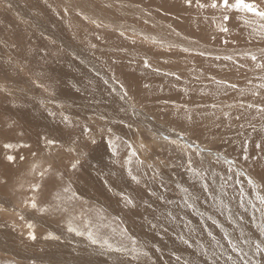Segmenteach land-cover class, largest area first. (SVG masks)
<instances>
[{"label": "rangeland", "instance_id": "374dc122", "mask_svg": "<svg viewBox=\"0 0 264 264\" xmlns=\"http://www.w3.org/2000/svg\"><path fill=\"white\" fill-rule=\"evenodd\" d=\"M213 2L218 6L213 8ZM235 2L230 0L225 10L219 6L220 0H0V114L10 120L6 124L13 132L11 141L0 136V195L7 192L0 202L5 204L9 198L10 207L16 206L13 214L18 216L13 221L18 224L13 225H24V221L26 228L30 225L31 235H37L30 242L39 252L50 251V263L264 264V251L256 248L259 244L264 249V218L259 219L264 216V180L252 170L257 169L255 145L264 140V20L246 9H236ZM243 2L264 11V0ZM133 68L154 84L151 97L136 95L130 86V82L141 85L124 73ZM4 130L0 133L8 132ZM38 143L39 157L34 150ZM5 148L15 154L6 155ZM27 150L31 157L25 154ZM17 151H24V171H17L6 159L17 160ZM129 162L144 174L143 182L136 179L133 168L126 167ZM8 170L13 172L8 175ZM51 172L61 178L54 189H69L75 196L72 206L91 202L99 209L97 205H103L113 218L116 210H128L126 200L133 202L131 198L145 193L139 207L149 217L136 221L139 235L134 240L139 245L135 244V251L124 254L118 248L102 250L92 244L93 251L83 253L67 240L75 234L70 231L67 238L50 243L57 231L65 229L58 222L53 227L61 210L54 202L55 219L46 214L52 210L50 205H41L47 211L41 213L36 209L35 193L43 190V177H52ZM150 189L161 192V200L172 199L176 209L184 204L189 209L188 222L149 208L151 197H145ZM224 196L228 204L222 209L220 197ZM187 200L198 205L201 219L205 213H218L219 217L208 219L209 225L205 220V224L193 225L191 213L196 210ZM229 212L247 215L238 214L241 227L250 234L243 243H236L241 233L229 221ZM220 216L225 220L219 221ZM20 219L24 220L21 224ZM2 224L0 239L4 242L27 238L18 228L19 234L13 235ZM179 225L190 235L218 228L224 235L230 229L235 242L232 248L227 242H215L214 253L221 255L213 260L207 250L192 246L195 244L187 236L170 232ZM162 227L169 232L150 235ZM231 249L233 253H228ZM249 258L250 262H243ZM25 260L18 259L19 264H33ZM39 262L50 264L47 260L35 264Z\"/></svg>", "mask_w": 264, "mask_h": 264}, {"label": "bare ground", "instance_id": "6f19581e", "mask_svg": "<svg viewBox=\"0 0 264 264\" xmlns=\"http://www.w3.org/2000/svg\"><path fill=\"white\" fill-rule=\"evenodd\" d=\"M50 13H51V11H50ZM53 13V12H52ZM124 73L125 74H127V75H130V76H132V77H135L137 80H139L140 82H141V85H137V84H134V83H132V82H130V86L135 90L134 92L136 93V95H139V96H141V97H151V92H152V88H153V86H154V84H152L151 83V81L149 80V78L147 77V76H145V75H142V74H140V73H138V70L136 69V68H133V70L132 71H129L128 69L126 70L125 69V71H124ZM32 77H34V78H36L35 76H33V75H31ZM146 79V80H145ZM0 80H2L1 78H0ZM189 80V79H188ZM186 81V82H189V81ZM144 81V82H143ZM177 85H179L178 83H176V86ZM155 87V86H154ZM157 88V87H156ZM151 90V91H150ZM155 90V89H154ZM58 93V92H57ZM146 93V94H145ZM0 106H3V101L1 100L0 101ZM9 111V110H8ZM11 113V112H10ZM8 120V118L6 119V117L5 116H3L2 114H0V130L1 129H4L5 128V130L6 129H8L7 131V133H5V132H1L0 133V136L2 137V138H5L7 141H11V140H13V139H11V135H12V131H11V127H8L7 125L8 124H6V121ZM9 122H10V120H8ZM14 122V121H13ZM24 122V121H23ZM8 123V122H7ZM261 123V122H260ZM256 125H258V124H256ZM263 125V124H262ZM11 126V125H10ZM259 126V125H258ZM250 127H252V126H250ZM256 128H259V127H256ZM248 129H250V130H252L251 128H247V130ZM4 130V131H5ZM249 130V131H250ZM253 132V131H252ZM259 132H262V130L260 129V131ZM249 133V132H248ZM255 133V132H254ZM253 133V134H254ZM264 132H262V134H263ZM11 134V135H10ZM242 135V134H241ZM251 135V134H250ZM259 135H261V133L259 134ZM14 136V135H13ZM247 136V135H246ZM263 136H264V134H263ZM262 136V137H263ZM253 137V136H252ZM251 137V138H252ZM264 138V137H263ZM259 139V138H258ZM14 140H16L17 142H21L22 141V139H19V138H16V139H14ZM249 140H251V139H249ZM253 140V139H252ZM2 141V140H1ZM31 141V140H30ZM256 141V140H255ZM136 142V141H135ZM252 142V141H251ZM254 142V141H253ZM257 142V141H256ZM23 143V142H22ZM258 143V142H257ZM19 144V143H18ZM4 145V144H3ZM21 146H22V144H20ZM18 146V145H17ZM255 146H257V149H256V147H255V149H254V155H253V157L255 156V155H257L258 156V160L256 161V170L255 169H252L253 171H254V173H255V175L256 174H258L259 175V177L262 179L261 181H263L264 180V140L262 141V143L260 144V145H255ZM4 147V146H3ZM137 147V146H136ZM1 148V147H0ZM25 148L26 149H28V150H30V147L28 146V148L26 147V145H25ZM198 148V147H197ZM244 148H243V146H242V150H243ZM28 150H27V152H28ZM35 151H37V156L39 157V153H41L42 152V150L40 149V144L38 143V144H36L35 145V149H34ZM198 150V149H197ZM249 150V149H248ZM251 150V149H250ZM8 151V148H5V150L3 151V152H5V154L7 155V154H10V153H12V154H15L14 152H7ZM26 151V150H25ZM240 151V150H239ZM2 153V152H1ZM22 153L24 154V151H22L21 153H18V151H17V155H19V157H18V159L17 160H15L14 159V161H13V163H12V165L11 164H9V166H8V169H10V165L12 166V167H15V169L17 170V171H22V169L23 168H25V167H23V165L25 164V158H23V157H21V155H22ZM30 152H28V153H26L25 152V154L28 156V154H29ZM244 153H245V151H244ZM253 153V152H252ZM24 154V155H25ZM236 154V153H235ZM234 154V155H235ZM248 155V154H247ZM25 157V156H24ZM29 157H31L30 156V154H29ZM28 157V158H29ZM231 157V156H230ZM27 158V160H26V163H28V161H29V159ZM34 158V157H33ZM249 158H250V155H249ZM7 159V158H6ZM241 159V158H240ZM31 160V159H30ZM33 160H35V159H33ZM1 161V160H0ZM8 161V160H7ZM235 161V160H234ZM246 161V160H245ZM9 162V161H8ZM31 162V161H30ZM243 162V161H242ZM246 163V162H245ZM5 164V163H4ZM246 165H248V164H246ZM1 166V165H0ZM3 166V165H2ZM97 166V165H96ZM249 166V165H248ZM32 167V166H31ZM126 167H128L129 168V170H130V168H133V170H134V172H135V176H136V179L138 180V181H140V182H143L144 181V179H145V176H144V174L143 173H140V172H136L135 171V169H134V164H133V162H129L128 163V165H126ZM251 168H253V167H251ZM27 169V168H26ZM30 169V168H29ZM250 169V168H249ZM136 170L137 171H140L139 169H137L136 168ZM244 170V169H243ZM23 171H24V169H23ZM27 171V170H26ZM55 171V170H54ZM6 172V171H5ZM13 171H11V170H8V175H9V173H12ZM68 172L69 173H71V171L70 170H68ZM56 173V172H55ZM16 174V173H15ZM51 174H53L52 172H51ZM17 175V174H16ZM63 175V174H62ZM61 175V176H62ZM131 175H133L132 173H131ZM254 175V174H253ZM7 176V175H6ZM15 176V175H14ZM52 176V175H51ZM8 177V176H7ZM189 177H190V175H189ZM187 178V180L188 179H190V178ZM9 178V177H8ZM186 178V177H185ZM257 178V177H256ZM3 178H1V180H2ZM43 179H44V181H43V184H42V187H43V190L40 192V190H38L39 192L38 193H35V195H37L38 197L36 198V200H35V202L37 203V205H39L38 206V208H36V209H38V211H40L41 213H46L47 211L45 210L44 211V208H42V207H40L41 205H43V206H48V205H50V209H52L51 211H49V213H46L48 216H50V218H51V216H52V219H55V215L53 214V210H54V205H53V203L55 202L56 203V205H57V207L61 210L59 213H58V218H59V220H57V219H55V220H53L54 222H53V227H54V224L55 223H57L58 222V226L60 225V224H62V225H64L65 226V229H63L62 230V228L60 229V231H57V235H55V237H54V240H52V241H50V243H52V244H54L55 242L56 243H58L57 241H58V239H64L65 237L67 238V235L69 234V227H72L73 229H74V231H72L73 233H75V234H71L70 236L71 237H69V238H67V240H69L70 241V243L72 242V243H74V244H76L78 247H80L81 249H83V250H81V252H83V253H86V252H88L89 253V251H93V248L91 247L92 246V244L90 243V241L87 239V234H88V232L89 231H91L95 236H97L98 238H100L101 239V241H103V240H107L108 241V243L111 245V248H118L117 250H119L120 251V253H121V251H122V253L124 252V254H127V253H125V251L127 250H131V252H130V254L132 253V252H134L135 251V249H136V247H135V244L137 245H139V243H136L135 242V237L137 236V235H139V232H136L135 231V224H136V221H137V219L138 218H143V217H149V216H147L146 215V212L145 213H142V212H144L143 210H141L140 209V207H139V203H140V199L141 200H143V196H145V193H144V195H140V196H136L137 198H131V199H133V202L131 203V204H129V203H127V200L124 202V203H126L127 205H129V207H128V210H126V211H123V212H121L119 209L118 210H116V217L115 218H113V216H112V213L111 212H109L108 210H106V209H104L105 207L103 206V205H97V207L99 208V209H96V207L94 206V204L93 203H89L87 206L85 205V204H80V206L77 208V207H74L75 206V204H74V206H72L70 203H72V202H76V199H75V196L73 195H70L71 194V191H70V193H68L69 192V189L67 190V191H63V189H62V191H60V189H59V187H58V189L59 190H55L54 188H56L57 187V185H58V180L59 179H61L60 178V176H58V174H53V176L52 177H50V176H46V174H45V176L43 177ZM192 179H193V177H192ZM227 179H229L228 177H227ZM186 180V181H187ZM191 180V179H190ZM254 180V179H253ZM4 181V180H3ZM8 181H10V179H8ZM62 181V180H61ZM192 181H195L194 179L192 180ZM192 181H189V183L191 184V187L193 186V189H195V188H197L196 186H195V188H194V185L192 184ZM197 181V180H196ZM237 181V180H236ZM256 181V180H255ZM261 181H259V182H261ZM60 182V181H59ZM198 182V181H197ZM200 182V181H199ZM26 183H28V182H26ZM148 183V182H147ZM193 183H195V182H193ZM202 183H203V181H202ZM201 183V184H202ZM214 183V182H213ZM2 184V183H1ZM7 184V183H6ZM12 184V183H11ZM64 184V183H63ZM197 184V183H196ZM258 184V183H257ZM45 185L47 186V193H46V187H45ZM60 185V184H59ZM223 185V184H222ZM232 185V184H231ZM260 185H262V184H260ZM6 186V185H5ZM9 186V185H8ZM38 186H41L40 184L38 185ZM219 186V185H218ZM236 186V185H235ZM35 187V186H34ZM144 187H145V185H144ZM201 188V186H198V188ZM202 187H203V185H202ZM215 187V186H214ZM228 187V186H227ZM63 188V187H62ZM199 188V189H200ZM204 188V187H203ZM221 188H223V187H221ZM221 188H220V190H221ZM231 188V187H230ZM233 188V187H232ZM262 188V187H261ZM264 188V187H263ZM148 189V188H147ZM9 190V189H8ZM7 190V191H8ZM146 190V189H145ZM156 190L157 191H159L157 188H156ZM195 190H197V189H195ZM205 190V189H204ZM203 190V191H204ZM217 190V189H216ZM219 190V191H220ZM227 190H229V189H227ZM234 190H236V189H234ZM27 191H30V189L29 190H27ZM33 191V190H32ZM150 191H152V192H154V189L152 190V189H150L149 190V193L147 192L146 193V197H145V199H147V195H149V197H151L150 198V201H149V208H153V209H155L156 211H157V213L158 214H169V215H173V216H177V217H179V218H182V219H184V220H186L187 222H188V218H187V215H188V213H189V209H187V211H186V209H184V204H183V207H181L180 209H176V204L174 203V202H171L170 203V201L169 200H172V199H168V198H164V197H162V200L160 199L161 197H159V195H161L160 193L161 192H154V193H152L151 194V192ZM208 190H206V192H207ZM0 192H1V190H0ZM6 192V191H5ZM5 192H2V194L3 195H5ZM31 192V191H30ZM144 192H146V191H144ZM197 193L199 192L198 190L196 191ZM231 192V191H230ZM236 192V191H235ZM248 192V191H247ZM253 192V191H252ZM259 192V191H258ZM7 193V192H6ZM10 193H11V191H10ZM26 193V192H25ZM33 193V192H32ZM68 193V194H67ZM73 193V192H72ZM204 193V192H203ZM202 193V194H203ZM221 193H223V192H221ZM220 193V194H221ZM0 195L1 197L3 196V195ZM19 194V193H18ZM29 194V193H28ZM34 194V193H33ZM230 194H232V192L230 193ZM229 194V195H230ZM235 194V193H234ZM236 194H237V192H236ZM243 194V193H242ZM250 194V193H249ZM258 194V193H257ZM21 195V194H20ZM25 195V194H24ZM30 196H32L31 195V193L29 194ZM59 195V198L58 199H56V196H58ZM209 195V194H208ZM228 194H226V196H227ZM228 195V196H229ZM251 195V194H250ZM6 196V195H5ZM12 196V195H11ZM26 196V195H25ZM24 196V197H25ZM30 196H26L28 199H32V197H30ZM162 196V195H161ZM213 196V195H212ZM211 196V197H212ZM214 196L216 197V195L214 194ZM220 196V195H219ZM223 196V195H222ZM248 196V195H247ZM23 197V196H22ZM5 198V197H4ZM12 198V197H11ZM126 198V197H125ZM163 198H164V200H163ZM207 198H208V196H207ZM221 198V206H222V209L223 208H226L227 207V204L228 203H226L227 202V197H223V199H222V197H220ZM230 198V197H229ZM251 198V197H250ZM255 198V197H254ZM264 198V197H263ZM8 199L9 198H5V204H1V202H0V227L1 226H3V224L2 223H5L4 224V226H6V228H7V230L6 231H9L10 229V231H12L13 232V235H16V234H19V230L21 231V233L23 234V233H26V236H27V238L25 239V241H23V242H20V241H18V240H16V241H14V242H9V243H6V242H4V240L5 239H0V264H19V262L21 261H18V259H23V258H25L26 260H29L28 262L30 263V261H32L33 262V264H35V262H38V261H45V260H47L48 262L51 260V259H53V256H50V260H48L49 259V253H50V251H47V252H39L38 251V249L37 248H35V246L30 242V240H29V235L31 234L30 233V230H28L27 228H29L30 227V225L26 228L24 225L26 224L25 223V221H24V225H19L18 227H16L15 225H13V223L14 222H16V221H13L15 218H16V216H18V215H16V213L15 214H13L15 211H16V206H15V208H11L10 207V205L11 204H8ZM14 199V198H13ZM22 199V198H21ZM128 199V198H127ZM130 199V198H129ZM215 199H217V198H215ZM236 198H234V200H235ZM10 200V199H9ZM24 200V199H23ZM212 201V200H211ZM219 201V200H218ZM248 201V200H247ZM30 202H32V201H30ZM79 202V201H78ZM151 202V203H150ZM161 202L163 203V205H161ZM213 202V201H212ZM214 202H215V200H214ZM232 202H233V200H232ZM80 203V202H79ZM78 203V204H79ZM237 203H239V202H237ZM258 204L260 203V202H257ZM73 204V203H72ZM187 204H190V205H192V207L193 208H195V214L197 215H194V213H191L193 216H194V223H193V225H195V224H197V223H204L205 221V223H207L208 224V219H211V217H213L214 218V220H217L216 219V217H217V215H218V213H216V216H215V214H213V213H211V214H209V213H205V215H204V219H201L200 217H198V216H200V215H202L203 213H202V211H200L198 208V205L197 204H195V202H191L190 200H187ZM2 205L4 206V207H2ZM12 205H16L15 203H12ZM30 205H33L32 203L30 204ZM190 205H188V207L190 206ZM236 205V204H235ZM234 205V206H235ZM256 205V204H255ZM261 205H263V204H261ZM20 206V205H19ZM77 206V205H76ZM138 206V207H137ZM229 206V205H228ZM257 206V205H256ZM35 207H36V205H35ZM45 207V208H46ZM198 207V208H197ZM216 207H218V206H216ZM214 208V209H217V208ZM220 207V206H219ZM48 208V207H47ZM191 208V207H190ZM248 208V207H247ZM255 208V207H254ZM257 208V207H256ZM259 208V207H258ZM228 209V208H227ZM218 210V209H217ZM217 210H215V211H217ZM235 210V209H234ZM233 210V211H234ZM245 210V209H244ZM247 210H249V208L247 209ZM219 211H221V209H219ZM229 211V210H228ZM236 211V210H235ZM125 212V214L123 215V213ZM226 212H227V210H226ZM232 212V211H231ZM244 212V211H243ZM248 213V211H245V213ZM84 213V214H83ZM246 213V214H247ZM224 214H225V212H224ZM238 214H240V215H242V217H245V216H247V215H249V214H241V213H238ZM237 213H231L230 214V212H229V214L227 215L228 216V218H229V221H233V222H235L236 224H237V226H238V229H239V231H240V233H241V236H239V237H237L236 238V243L237 244H240V243H243V241L244 240H246L247 238L245 237V235H247V237L248 236H250V234H247L246 233V231H248L247 229H244L243 227H241L242 226V224H240L241 223V220H239V218L241 217L240 215H238ZM261 214V213H260ZM76 217H75V216ZM126 215V216H125ZM149 215L151 216V214L149 213ZM262 215V214H261ZM43 216V215H42ZM77 217H78V220H80L79 221V223L75 220V218L77 219ZM219 217V216H218ZM217 217V218H218ZM241 217V218H242ZM251 216H249V218H248V223H250V221H251V219L252 218H250ZM43 218H44V216H43ZM221 218H223L222 220H225L224 219V217L223 216H220V218H219V221H220V219ZM262 218H264V216L263 217H261V216H259V219H260V221L262 220ZM9 221H8V220ZM123 219H126V220H124L123 221ZM150 219L153 221V217H150ZM6 220L8 221V222H6ZM203 220H205V221H203ZM17 221H18V219H17ZM22 221V219H20V224L23 222ZM47 221H49L48 219H47ZM228 221V222H229ZM260 221L259 222H257V223H260ZM19 222V221H18ZM213 222V221H212ZM223 222V221H222ZM227 222V221H226ZM225 222V223H226ZM17 223V222H16ZM49 223V222H48ZM204 223V224H205ZM224 223V222H223ZM224 223V224H225ZM230 224H231V222H229ZM228 223V224H229ZM18 224V223H17ZM39 224V223H38ZM38 224H35L34 226L36 227V225L38 226ZM223 224V225H224ZM255 224H256V222H255ZM262 224V223H261ZM8 225H9V228H8ZM44 225V224H43ZM209 225V224H208ZM216 225H217V222H216ZM249 225V224H248ZM27 226V225H26ZM32 226V225H31ZM217 226H219V228H220V226L221 225H217ZM230 226V225H229ZM229 226H228V228H229ZM232 226V225H231ZM33 227V226H32ZM31 227V228H32ZM49 227V226H48ZM50 227H51V225H50ZM55 227H56V225H55ZM61 227V226H60ZM252 227V226H251ZM255 227V226H254ZM19 230H18V229ZM34 228V227H33ZM32 228V229H33ZM38 230H40L38 227H36ZM213 228V227H212ZM211 228V229H212ZM218 228V229H219ZM221 228H223L222 226H221ZM226 228H227V226H226ZM231 228V230H232V228L233 227H230ZM253 228V227H252ZM30 229V228H29ZM32 229H31V231H32ZM36 229V230H37ZM57 229V228H56ZM123 231H122V230ZM215 230V231H212L211 230V233H206V232H203V231H201V232H198V233H196V234H188V232H185L184 230H183V228L179 225L178 227H176V229H174V230H172V231H170L171 233H173V234H182V235H185V236H187L188 238H190L192 241H193V243L195 244V245H192V246H197V248L198 249H200V251H202V249H205V250H207L205 253L206 254H210L209 256H210V258L211 259H215L216 257H215V255H221V253H218V254H216V253H214V249H215V247H216V245L219 243V242H221V241H224V242H227L228 244H226V246L227 247H231V245H233V243L235 242V235L233 234V233H231V231H229V230H227L226 231V233H224V235H222L220 232H219V230ZM224 229V228H223ZM256 229H261V226H258L257 225V228ZM37 230V231H38ZM65 230V231H64ZM77 231H79L80 233H82L81 235H77L76 234V232ZM254 231V230H253ZM0 232H3V231H0ZM11 232V233H12ZM33 232H35V231H33ZM39 232V231H38ZM167 232H169L168 231V229L167 228H164V227H162V228H155V231L154 232H152L150 235L151 236H154V237H156V236H161V235H165V234H167ZM250 233H251V231H249ZM255 232V231H254ZM37 233V232H36ZM35 233V234H36ZM217 233V234H216ZM21 234V235H22ZM12 235V234H11ZM20 235V236H21ZM39 235H42V234H39ZM38 235V236H39ZM220 235V236H219ZM37 235H34V237L35 238H37L36 237ZM82 236H83V238H82ZM182 237V236H181ZM241 237H242V239H241ZM11 238V237H10ZM187 238V239H188ZM246 238V239H245ZM71 239H73V240H71ZM135 239V240H134ZM190 239H188L189 241H190ZM219 239H220V241H219ZM6 240H10V239H6ZM13 240H14V237H13ZM36 240V239H35ZM87 241V244L86 243H84L83 244V241ZM60 242L61 243H63L61 240H60ZM191 242V241H190ZM215 242H218L217 244L215 243ZM223 242V243H224ZM67 243V242H66ZM65 242H64V244H63V247L65 248V252L67 251L66 250V244ZM68 244V243H67ZM179 244V243H178ZM181 244V243H180ZM183 244V243H182ZM181 244V245H182ZM222 244V243H221ZM70 245V244H69ZM96 245H98V246H100L101 247V249L103 250L105 247L106 248H108V249H110L109 247H107V246H102V243H98V244H96ZM75 246V245H74ZM73 246V247H74ZM185 246V245H184ZM226 246H224V247H226ZM242 246H244V245H242ZM71 247V246H70ZM189 247L191 248V246L189 245ZM50 248L53 250V245H51L50 246ZM228 248V249H229ZM232 248V247H231ZM240 248V247H239ZM177 249V248H176ZM178 249H180V248H178ZM187 249H188V247H187ZM89 250V251H88ZM226 250V249H225ZM243 250H244V247H243ZM194 251V250H193ZM249 251H250V249H249ZM37 252H38V254H37ZM76 252H77V250H76ZM137 252V251H136ZM181 252V251H180ZM228 253H233V251H232V249H231V251H227ZM224 253V252H222V255L223 256H229L228 255V253ZM251 252V251H250ZM63 253V252H62ZM67 253V252H66ZM70 253V252H69ZM118 253V252H117ZM138 253V252H137ZM243 253H245L244 251H243ZM252 253V252H251ZM250 253V254H251ZM65 254V253H64ZM68 254V253H67ZM73 254V253H72ZM129 254V253H128ZM63 255V254H62ZM61 255V256H62ZM69 255V254H68ZM188 255H190V254H188ZM60 256V257H61ZM191 258L193 257L192 255L190 256ZM195 257V256H194ZM218 257V256H217ZM148 258V257H147ZM176 258V257H175ZM180 258V257H179ZM201 258V257H200ZM254 258V257H253ZM142 259V258H141ZM140 259V260H141ZM149 259V258H148ZM177 259V258H176ZM175 259V260H176ZM187 259V258H186ZM189 259V258H188ZM194 259V258H193ZM192 259V260H193ZM203 259H205V258H203ZM211 259H209V261L211 260ZM213 259V260H214ZM25 260V261H26ZM66 260H68V259H66ZM178 261H180L179 259H177ZM198 260V259H197ZM201 260V259H200ZM199 260V261H200ZM216 260V259H215ZM228 260V259H227ZM250 258H249V260H244L243 262H245V263H248L247 261H249L250 262ZM253 260V259H252ZM109 261V260H108ZM143 261H144V259H143ZM145 261H147V262H150V260L148 261V260H145ZM224 261V260H223ZM241 261V260H240ZM22 262V261H21ZM27 262V261H26ZM25 262V263H26ZM58 262V261H57ZM60 262H61V264H64L65 262H62L61 260H60ZM59 262V263H60ZM177 262V261H176ZM183 262H185V260L183 261ZM187 262V261H186ZM190 262V261H189ZM201 262V261H200ZM206 262V261H205ZM208 262V261H207ZM206 262V263H207ZM212 262V261H211ZM229 262H232V261H229ZM24 263V264H25ZM41 263H43L44 264V262H41ZM47 263V262H46ZM50 263V262H49ZM58 263V264H59ZM193 263V262H192ZM201 263H203V262H201ZM228 263V262H227ZM235 263L236 264H242L241 262L239 263V261H235ZM22 264V263H21ZM38 264H40V262L38 263ZM50 264H57L56 262H53V263H50ZM66 264V263H65ZM118 264V263H117ZM120 264H121V261H120ZM148 264V263H147ZM178 264V263H177ZM190 264V263H189ZM212 264V263H211ZM217 264H219V263H217ZM230 264H232V263H230ZM249 264H251V263H249ZM254 264V263H253ZM256 264V263H255ZM258 264H260V263H258Z\"/></svg>", "mask_w": 264, "mask_h": 264}, {"label": "snow or ice", "instance_id": "6c2138e0", "mask_svg": "<svg viewBox=\"0 0 264 264\" xmlns=\"http://www.w3.org/2000/svg\"><path fill=\"white\" fill-rule=\"evenodd\" d=\"M229 4H230V0H220V7H223L225 10L229 9ZM213 8L217 7V3L213 2L211 5ZM234 7L236 9H246L249 12H252L254 15L260 17V19L264 20V11H260L254 8L253 5H249L243 2V0H236ZM225 19H227V16H225ZM253 59H255V57H253ZM134 155V153H133ZM247 158V157H245ZM9 163L13 162L14 158L12 156H8L7 157ZM73 167H75V165H73ZM133 179H135V177H133ZM249 183H251V180H249ZM65 191H67V189H65ZM127 203L131 204L132 201L128 200ZM33 207H35V204H33ZM70 232L74 231V229L72 227H69L68 229ZM77 235H81L82 233H80L79 231L76 232ZM31 239H35L34 236H32L30 234ZM87 239L90 241L91 244L96 245L98 243H102V246H107L109 248H111V245L108 243V241L105 239L103 241H101L100 238H98L97 236H95L91 231L88 232L87 234ZM257 251H264V249H261L260 245L257 244L256 245ZM233 250L235 251V247L233 246ZM230 259V257H229Z\"/></svg>", "mask_w": 264, "mask_h": 264}]
</instances>
